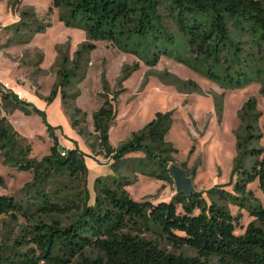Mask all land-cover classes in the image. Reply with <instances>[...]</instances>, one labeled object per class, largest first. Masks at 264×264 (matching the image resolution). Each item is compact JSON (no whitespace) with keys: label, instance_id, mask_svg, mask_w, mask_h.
I'll use <instances>...</instances> for the list:
<instances>
[{"label":"trees","instance_id":"trees-1","mask_svg":"<svg viewBox=\"0 0 264 264\" xmlns=\"http://www.w3.org/2000/svg\"><path fill=\"white\" fill-rule=\"evenodd\" d=\"M49 1V13L57 9L64 24L84 30L91 40L108 41L149 65L168 56L228 86L239 87L253 77H263L264 95V0ZM47 26L38 24L34 31ZM245 36L250 41H242ZM88 47L95 49L93 44ZM250 49H257L258 58L251 55ZM188 84L197 88L194 82ZM63 95L67 97L65 92ZM255 105L249 100L241 109V120L253 117V122L237 133L238 160L232 177L235 172L241 174L234 184L239 196L215 188L209 193L234 203L253 218L241 234L236 233L241 216L215 202L206 203L199 192L190 196L175 194L170 201H135L124 188L126 180L98 178L90 203L86 165L76 148L59 151L55 145L41 160L31 159L29 146L19 145L12 126L0 118V150L10 156V163L18 171L32 173L33 208L50 219L26 229L16 242L27 249L0 248V264H264V204L247 191V185L257 180L264 195V147L249 148L254 139L264 136L257 124L258 117L264 119V109L258 112ZM79 113L80 109L75 108L74 115ZM172 116V112H156L130 140L113 148L108 131L115 111L107 101L95 112L94 131L105 156L120 161L126 153L142 150L159 170L150 175L166 179L165 174L171 177L169 165L174 162V150L165 141ZM72 125L77 127V121L73 120ZM54 141L57 143L58 138ZM7 143L19 145L15 155L9 152ZM246 155L253 160L251 170L243 168L241 159ZM53 172L72 180L82 179L87 198L80 204L55 201L42 189ZM187 175L194 177L188 171ZM29 186L26 183L23 190ZM178 205L183 213L178 212ZM26 212V207L13 197L0 196V215L17 218ZM62 218H66L65 223ZM162 241L173 250L163 247ZM184 247L195 254L176 252ZM89 251L96 254L91 256Z\"/></svg>","mask_w":264,"mask_h":264},{"label":"rangeland","instance_id":"rangeland-1","mask_svg":"<svg viewBox=\"0 0 264 264\" xmlns=\"http://www.w3.org/2000/svg\"><path fill=\"white\" fill-rule=\"evenodd\" d=\"M49 7V0H0V118L12 126L19 145L29 146L28 157L41 160L55 145L59 151L76 148L86 165L90 203L98 178L126 180L124 188L135 201H170L175 195L172 176L165 174L166 179H162L150 175L159 170L144 151H130L120 161L105 156L94 131V115L107 101L111 102L115 117L108 131L109 144L117 148L144 128L156 112H172V123L165 136L174 150L171 164L180 167L183 164L186 173L194 174L195 192L206 203L215 202L233 215L239 214L241 224L236 233H243L253 220L248 212L209 193L215 188L238 195L234 184L240 181L241 174L235 172L232 177L238 160L237 133L244 132L246 123L253 122V117L241 120V109L253 100L256 110L263 111V77H253L245 85L234 87L168 56H161L156 65H149L108 41L89 39L84 30L64 24L57 9L49 13ZM23 12L28 16L22 15ZM38 24L48 26L36 32ZM242 41L250 40L245 36ZM90 44L95 49H89ZM249 51L258 58L257 49ZM183 55L186 57L187 52ZM64 70L66 73L61 74ZM75 108L81 113L74 115ZM73 120L77 121V127L72 125ZM257 124L264 135L263 116L258 117ZM54 137L58 138L57 143ZM7 144L9 152L15 155L19 145ZM251 147H264V136L254 139ZM10 160L0 150V196L13 197L28 212L17 218L0 215V248L19 246L16 242L26 229L40 220L50 221L33 208L32 173L18 171ZM242 160L243 168L251 170L252 158L246 155ZM50 178L42 189L55 201L80 204L87 198L82 179L72 180L54 172ZM26 183L30 186L23 190ZM247 191L264 204L257 180L247 185ZM178 212L183 213L180 205ZM62 221L65 223L66 218ZM146 236L155 239L154 235ZM161 244L173 250L164 241ZM27 247L19 246L22 250ZM176 252L195 254L188 247Z\"/></svg>","mask_w":264,"mask_h":264},{"label":"water","instance_id":"water-1","mask_svg":"<svg viewBox=\"0 0 264 264\" xmlns=\"http://www.w3.org/2000/svg\"><path fill=\"white\" fill-rule=\"evenodd\" d=\"M169 172L175 182V194L182 193L190 196L195 193L193 178L187 175L185 169L176 164H171Z\"/></svg>","mask_w":264,"mask_h":264},{"label":"built area","instance_id":"built-area-1","mask_svg":"<svg viewBox=\"0 0 264 264\" xmlns=\"http://www.w3.org/2000/svg\"><path fill=\"white\" fill-rule=\"evenodd\" d=\"M6 86H8V85H6ZM20 94V93H19ZM62 155H64V152H62Z\"/></svg>","mask_w":264,"mask_h":264}]
</instances>
